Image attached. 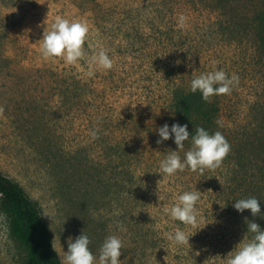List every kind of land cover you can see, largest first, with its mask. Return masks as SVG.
I'll list each match as a JSON object with an SVG mask.
<instances>
[{"label": "rangeland", "instance_id": "374dc122", "mask_svg": "<svg viewBox=\"0 0 264 264\" xmlns=\"http://www.w3.org/2000/svg\"><path fill=\"white\" fill-rule=\"evenodd\" d=\"M57 16L89 27L76 65L41 55ZM263 36L262 0H0V173L39 204L61 260L83 231L97 257L106 237H120L123 264H227L250 242L246 221L261 217L233 205L254 197L264 212ZM100 49L113 68L89 76L87 58ZM220 69L239 77L230 94L210 97L231 151L203 175L163 177L160 161L177 145L174 137L157 144L156 130L181 125L171 82L187 89ZM107 143L121 146L122 160ZM197 189L199 229L209 224L200 231L164 212ZM176 229L194 235L191 247L164 239ZM26 256L0 209V264H26Z\"/></svg>", "mask_w": 264, "mask_h": 264}, {"label": "clouds", "instance_id": "9594fccd", "mask_svg": "<svg viewBox=\"0 0 264 264\" xmlns=\"http://www.w3.org/2000/svg\"><path fill=\"white\" fill-rule=\"evenodd\" d=\"M184 20L185 17L181 16V25ZM88 34L89 27L86 22L71 21L57 16L51 23V27L47 26L43 31L40 40L42 41L40 44L41 55L46 60L61 58L68 65H76L87 56L85 44L88 40ZM87 63L89 76L94 75L96 70H111L113 68V59L104 49H100L90 58H87ZM238 84V75L232 74L229 76L224 70L220 69L194 76L190 83V89L192 93L199 92L202 100L208 102L210 97L230 94ZM156 131H158L160 137L157 144H162L174 137V143L177 145V150L167 153L166 157L160 161L158 173L163 177L175 176L186 169L203 175L206 170L219 168L231 151L229 142L220 131L210 132L204 127H196L194 129L195 134H190L188 125H180L179 123H175L171 127L165 124ZM186 141L190 142L191 147L184 152L182 159L179 153L184 151ZM157 195L160 201L161 197L158 192ZM177 200L178 202L172 207L164 208L165 214L171 220L181 222L185 227L199 229V225L204 223V218L198 208L201 192L198 189L184 191L178 196ZM234 201L233 207L239 213L250 210L253 217L259 215L264 219V212L261 211L260 200L257 198L249 197ZM246 223L247 233L250 232L254 235L250 242L242 246L239 243L235 248L237 249L235 254L228 257L227 264H264V228H261L259 224L252 220H247ZM117 228L121 232L126 231L121 224H117ZM192 236L194 235L189 236L181 229L164 233V239L170 245L180 247H191L190 238ZM90 243L91 240L84 231L75 240L69 237L68 250L67 252L64 251L61 264H123L124 261L120 260L123 252V241L120 237L116 235L106 237L99 249L98 257L91 251Z\"/></svg>", "mask_w": 264, "mask_h": 264}, {"label": "trees", "instance_id": "16d2710c", "mask_svg": "<svg viewBox=\"0 0 264 264\" xmlns=\"http://www.w3.org/2000/svg\"><path fill=\"white\" fill-rule=\"evenodd\" d=\"M262 4L264 7V0H262ZM261 41L264 50V36ZM177 83V81L171 82V91H173L171 109L179 117L181 125L187 124L190 134H195L196 127H204L210 132L220 131L221 109L219 105L211 102L210 99L205 102L199 92L192 93L190 88L184 89L182 84L178 85ZM106 145L111 151L116 152L119 158L115 157L118 160L123 159V155H119L117 152L121 146H110L108 143ZM116 167L125 166L121 163ZM0 209L10 220L12 238L27 252L26 264H61V258L56 249L54 250L55 247L53 248L54 240L48 224L42 216L39 204L27 195L20 184L1 173ZM259 225L264 228V219L261 218ZM253 235L250 233V239Z\"/></svg>", "mask_w": 264, "mask_h": 264}]
</instances>
